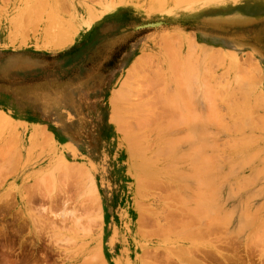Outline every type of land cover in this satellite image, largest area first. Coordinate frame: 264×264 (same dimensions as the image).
I'll list each match as a JSON object with an SVG mask.
<instances>
[{
	"label": "rangeland",
	"instance_id": "obj_1",
	"mask_svg": "<svg viewBox=\"0 0 264 264\" xmlns=\"http://www.w3.org/2000/svg\"><path fill=\"white\" fill-rule=\"evenodd\" d=\"M261 116L264 0H0V264H264Z\"/></svg>",
	"mask_w": 264,
	"mask_h": 264
},
{
	"label": "bare ground",
	"instance_id": "obj_2",
	"mask_svg": "<svg viewBox=\"0 0 264 264\" xmlns=\"http://www.w3.org/2000/svg\"><path fill=\"white\" fill-rule=\"evenodd\" d=\"M44 4H45V3H44ZM44 4H42V5H44ZM29 6H30V5H29ZM35 6H36V5H35ZM41 8H42V7H41ZM51 9H52V8H51ZM25 12H27V10H26ZM40 12H41V11H40ZM31 13H32V12H31ZM23 18H24V17H23ZM15 22H16V21H15ZM69 23H70V22H69ZM61 24H62V23H61ZM61 24H60V25H61ZM69 25H70V24H69ZM61 26H62V25H61ZM70 26H71V25H70ZM35 27H36V26H35ZM31 28H34V26L31 27ZM52 28H53V27H52ZM59 30H60V29H59ZM61 31H62V29H61ZM58 33H59V31H58ZM67 33H68V32H67ZM70 33H71V32H70ZM70 33H69V34H70ZM62 34H63V33H62ZM64 34H65V33H64ZM46 35H47V33H46ZM58 35H59V34H58ZM60 35H61V32H60ZM64 36H65V35H64ZM52 37H53V36H52ZM54 37H55V35H54ZM44 38H45V37H44ZM11 40H12V39H11ZM48 41H49V40H48ZM56 41H58V40H56ZM171 41H172V40H171ZM176 41H177V40H176ZM176 41H175V43H176ZM58 42H59V41H58ZM180 43H181V42H180ZM172 45H174V44H172ZM172 45H171V47H172ZM176 45H177V44H176ZM168 46H169V45H168ZM166 47H167V46H166ZM199 48H200V47H199ZM186 50H188V47L186 48ZM190 51H191V50H190ZM195 51H196V50H195ZM213 52L215 53L214 50H213ZM216 52H217V51H216ZM180 53H181V52H180ZM173 54H174V53H173ZM203 55H204V54H203ZM212 55H213V54H212ZM209 57H210V56H209ZM188 58H189V57H188ZM192 58H193V57H192ZM212 58H213V57H212ZM208 59H209V58H208ZM214 60H215V59H214ZM208 61H209V60H208ZM178 62H179V61H178ZM175 63H176V62H175ZM196 63H197V62H196ZM186 65H187V64H186ZM192 68H193V67H192ZM210 68H211V67H210ZM182 70H183V69H182ZM188 70H189V69H188ZM188 70H187V71H188ZM189 71H190V70H189ZM205 71H206V69H205ZM252 72H254V71H252ZM185 73H186V71H185ZM205 75H206V74H205ZM211 77H212V76H211ZM183 79H184V78H183ZM186 79H187V78H186ZM202 80H203V79H202ZM207 80H208V78H207ZM239 80H240V79H239ZM186 83H187V81H186ZM184 84H185V83H184ZM214 85H215V84H214ZM177 86H178V85H177ZM212 87H213V86H212ZM248 90H250V89H248ZM172 93H174V92H172ZM257 93H258V92H257ZM166 94H167V93H166ZM170 94H171V93H170ZM228 96H229V95H228ZM254 96H255V95H254ZM222 97H223V96H222ZM244 97H245V96H244ZM170 98H172V97H170ZM173 99H174V98H173ZM248 99H249V98H248ZM167 100H168V99H167ZM220 100H221V99H220ZM224 100H225V99H224ZM169 101H170V100H169ZM212 101H213V100H212ZM217 101H218V100H217ZM247 101H248V100H247ZM205 102H206V101H205ZM213 102H214V101H213ZM246 103H247V102H246ZM168 104H169V103H168ZM175 104H176V102H175ZM181 104H182V103H181ZM221 104H222V103H221ZM221 104H220V106H221ZM228 104H229V103H228ZM165 105L167 106L166 102H165ZM244 105H245V103H244ZM169 106H171V105H169ZM183 106H185V105H183ZM186 106H187V104H186ZM186 106H185V107H186ZM214 106H215V105H214ZM216 106H217V105H216ZM246 106H247V105H246ZM187 107H188V106H187ZM218 107H219V106H218ZM236 107H237V106H236ZM244 107H245V106H244ZM250 107H251V106H250ZM250 107H249V108H250ZM170 108H171V107H170ZM219 108H220V107H219ZM171 109H172V108H171ZM176 109H177V108H176ZM208 109H210V108H208ZM234 109H235V108H234ZM247 109H248V108H247ZM210 110H211V109H210ZM241 110H242V108H241ZM163 111H164V110H163ZM208 111H209V110H208ZM212 111H213V110H212ZM238 111H239V110H238ZM242 111H243V110H242ZM250 111H251V110H250ZM216 112H217V111H216ZM244 112H245V111H244ZM246 112H247V111H246ZM1 113H2V112H1ZM241 113H242V112H241ZM243 114H244V113H243ZM246 115H247V114H246ZM1 116H2V115H1ZM4 116H5V115H4ZM172 116H173V115H172ZM175 116H177V115H175ZM208 116H210V115H208ZM247 116H248V115H247ZM256 116H257V115H256ZM259 116H260V115H259ZM239 117H240V116H239ZM244 117H245V116H244ZM261 117H262V116H261ZM0 118H1V117H0ZM241 118H242V117H241ZM246 118H247V117H246ZM262 118H264V116H263ZM173 119H174V118H173ZM179 119H180V118H179ZM217 119H218V118H217ZM243 119H244V118H243ZM255 119H256V118H255ZM259 119H260V118H259ZM0 120H1V119H0ZM192 120H194V119L192 118ZM211 120H212V119H211ZM183 121H184V120H183ZM189 121H190V120H189ZM6 122H7V121H6ZM209 122H210V121H209ZM241 122H242V121H241ZM241 122H240V123H241ZM167 123H168V122H167ZM183 123H184V122H183ZM188 123H189V122H188ZM253 123H254V122H253ZM191 124H192V123H191ZM241 124H242V123H241ZM153 125H154V124H153ZM158 125H159V124H158ZM183 125H184V124H183ZM238 125H239V124H238ZM256 125H259V124H256ZM185 126H186V125H185ZM236 126H237V125H236ZM240 126H241V125H240ZM171 127H172V126H171ZM180 127H181V126H180ZM231 127H232V126H231ZM231 127H230V128H231ZM234 127H235V126H234ZM243 127H244V126H243ZM258 127H259V126H258ZM252 128H253V127H252ZM232 129H233V128H232ZM234 129H235V128H234ZM240 130H241V129H240ZM258 130H259V129H258ZM187 132H188V131H186L185 133H187ZM234 132H235V131H234ZM241 132H242V131H241ZM43 134H44V133H43ZM183 134H184V133H183ZM188 134H189V133H188ZM188 134H187V136H188ZM193 134H194V133H193ZM179 135H180V134H179ZM191 135H192V133H191ZM41 136H42V135H41ZM192 136H193V135H192ZM33 137H34V136H33ZM37 137H38V136H37ZM183 137H184V136H183ZM191 138H192V137H191ZM248 138H249V137H248ZM251 138H252V137H251ZM43 139H44V138H43ZM179 139H180V137H179ZM182 139H183V138H182ZM247 141H248V139H247ZM175 142H176V141H175ZM215 144H216V143H215ZM199 145H200V144H199ZM174 147H175V146H174ZM197 147H198V146H197ZM170 148H171V147H170ZM190 148H191V147H190ZM190 148H189V149H190ZM200 148H201V146H200ZM200 148H199V150L201 151ZM203 148H204V147H203ZM209 148H210V147H209ZM194 149H195V147H194ZM197 151H198V149H197ZM192 152H193V151H192ZM158 153H159V152H158ZM182 154H183V153H182ZM200 154H201V157H202L203 152H202V153H199V155H200ZM188 155H191L190 152H189ZM188 157H189V156H188ZM191 157H193V156H191ZM191 157H190V158H191ZM201 157H200V158H201ZM219 157H220V156H219ZM164 158H165V157H164ZM184 158H185V157H184ZM203 158H205V156H204ZM206 158H207V157H206ZM212 158H213V157H212ZM212 158H211V159H212ZM201 159H202V158H201ZM201 159H200V160H201ZM215 159H216V158H215ZM178 160H179V159H178ZM189 160H190V159H189ZM203 160H205V159H202L201 162L203 163V166H204V164H205V166H206L207 164H206L205 162H203ZM262 160H263V159H262ZM198 161H199V159H198ZM206 162H208V161H206ZM196 165H197V164H196ZM201 165H202V164H200V166H201ZM208 165H209V163H208ZM68 166H69V165H67V167H68ZM188 166H189V165H188ZM193 166L195 167V164H194ZM205 166H204V168H206ZM210 167H211V166H210ZM202 168H203V167H202ZM208 168H209V167H208ZM62 169H64V168H62ZM206 169H207V168H206ZM69 170H70V168H69ZM83 170H84V169H83ZM197 171H198V170H197ZM198 172H199V171H198ZM70 173H71V172H70ZM70 173H69V174H70ZM75 173H76V172H75ZM203 173H204V172H203ZM81 174H82V173H81ZM85 174H86V173H85ZM198 174H199V173H198ZM200 174H201V171H200ZM200 174H199V175H200ZM70 175H71V174H70ZM68 176H69V175H68ZM80 176H81V175H80ZM85 177H86V175H85ZM217 177H218V176H217ZM221 177H222V176H221ZM199 178H200V176H199ZM199 178H198V179H199ZM81 179H82V177H81ZM83 180H84V179H83ZM83 180H82V181H83ZM199 180H200V179H199ZM202 180H203V179H202ZM220 180H221V179H220ZM77 183H78V182H77ZM201 183H202V182H201ZM94 186H95V185H94ZM94 186H93V187H94ZM201 186H202V185H201ZM204 186H205V184H204ZM209 186H210V185H209ZM213 186H214V185H213ZM93 187H92V188H93ZM203 189H204V188H203ZM212 190H214V189L212 188ZM197 191H199V190L197 189ZM204 191H205V190H204ZM204 191L202 190V191H200V193H201V192H204ZM195 193H196V192H195ZM205 193H206V191H205ZM208 193H209V192H208ZM212 193H214V192H212ZM210 194H211V193H210ZM173 195H174V194H173ZM196 195L199 196V192H198V194H196ZM204 195H205V194L203 193V199H205V198H204ZM179 196H180V195H179ZM200 196H201V195H200ZM200 196H199V197H200ZM209 196H210V195H209ZM212 196H213V195H212ZM215 196H216V195H215ZM215 196H213V197L215 198ZM85 197H86V196H85ZM172 197H173V196H172ZM181 197H182V195H181ZM181 197H180V198H181ZM205 197H207V196H205ZM213 197H212V198H213ZM200 198H201V197H200ZM87 200H88V199H87ZM90 200H91V199H90ZM177 200H178V199H177ZM205 200H206V199H205ZM85 201H86V200H85ZM91 201H92V200H91ZM192 201H193V200H192ZM196 201H197V199H196ZM199 201H201V199H200ZM202 201H204V200H202ZM202 201H201V202H202ZM213 201H214V200H213ZM89 203H90V202H89ZM181 203H182V202H181ZM198 203H199V202H198ZM207 203H208V198H207V202H206V204H207ZM195 204H196V203H195ZM216 204H218V203H217V200H216ZM186 205H187V204H186ZM199 205H201V209H202V205H203V204H199ZM199 205L196 204L195 207H196V206H199ZM85 206H86V205H85ZM89 206H91V205L89 204ZM189 207H190V206H189ZM205 207H206V205H205ZM208 207H209V206H208ZM86 208H87V207H86ZM187 208H188V207H187ZM191 208H193V207H191ZM196 209H197V208H196ZM199 209H200V208H199ZM199 209H198V210H199ZM204 209H205V210H204ZM194 210H195V208H194ZM203 210H204V211H201V212H202V213L204 212L205 214H202V213H201V215H206V216H207V212H206V211H207L208 209L203 208ZM190 211H192V210H190ZM212 211L214 212V210H212ZM93 212H94V211H93ZM179 212H180V211H179ZM187 212H188V210H187ZM194 212H196V211H194ZM189 213H190V212H189ZM189 213H188V214H189ZM197 213H198V212H197ZM73 214H74V212H73ZM198 214H199V213H198ZM227 214H228V213H227ZM229 214H230V212H229ZM76 215H77V214H76ZM173 215H175V214L173 213ZM74 216H75V215H74ZM181 216H182V215H181ZM187 216H188V215H187ZM199 216H200V215H199ZM217 216H218V215H217ZM144 217H145V216H144ZM201 217H202V216H201ZM218 217H219V216H218ZM220 217H221V216H220ZM156 218H157V216H156ZM179 218H180V217H179ZM222 218H223V217H222ZM225 218H226V220H227V216L224 217V219H225ZM79 219H80V218H79ZM157 219H158V218H157ZM174 219H175V218H174ZM180 219H181V218H180ZM188 219H189V218H188ZM191 219H192V218H191ZM191 219H190V220H191ZM197 219L200 221L201 218L199 217V218H197ZM208 219H209V218H208ZM220 219H221V218H220ZM220 219H217V221H220ZM228 219H229V218H228ZM158 220H159V219H158ZM172 220H173V219H172ZM177 220L179 221V219H177ZM190 220H189V221H190ZM192 220H193V219H192ZM213 220H214V218H213ZM215 220H216V218H215ZM229 220H231V219H229ZM183 221H185V220L183 219ZM208 221H209V220H208ZM208 221H207V222H208ZM224 221H225V220H224ZM224 221H223V222H224ZM149 222H150V221H149ZM174 222H175V221H174ZM176 222H177V221H176ZM180 222H181V221H180ZM187 222H188V220H187ZM190 222H191V221H190ZM200 222H201V221H200ZM223 222H220V223H223ZM229 222H230V221H229ZM167 223H169V222H167ZM181 223H182V222H181ZM181 223H180V224H181ZM188 223H189V222H188ZM209 223H210V222H209ZM209 223H208L209 226H204V227H210V224H209ZM211 223H212V222H211ZM226 223H227V221H226ZM142 224H143V223H142ZM142 224H141V225H142ZM144 224H145V223H144ZM147 224H148V223H147ZM175 224H177V223H175ZM175 224H174V225H175ZM184 224H185V223H184ZM184 224H183V225H184ZM216 224H218V223H216ZM224 224H225V223H224ZM228 224H229V223H228ZM168 225L170 226V224H168ZM168 225H167V226H168ZM183 225H182V226H183ZM188 225L190 226L191 224H188ZM193 225H194V222H193ZM197 225H198V223L196 224V227H197ZM211 225H212V224H211ZM214 225H215V224H214ZM199 226H201L200 223H199ZM199 226H198V227H199ZM215 226H217V225H215ZM215 226H214V227H215ZM225 226H227V225H225ZM190 227L192 228V226H190ZM190 227H188V229H187L188 232H187V233H189V231H190ZM218 227H219V226H218ZM161 228H162V227H161ZM216 228H217V227H216ZM196 229H197V228H196ZM198 229H199V228H198ZM205 229H206V228H205ZM241 229H242V228H241ZM165 230H166V229H165ZM169 230H170V229H169ZM199 230H200V229H199ZM199 230H198V231H199ZM201 230H202V229H201ZM201 230H200V231H201ZM191 231H192V229H191ZM191 231H190V233H191ZM196 231H197V230H196ZM198 231H197L196 233H200V232H198ZM205 231H207V230H205ZM174 233H175V232H174ZM192 234H193V233H192ZM214 234H215V233H214ZM217 234H218V233H217ZM254 234H255V233H254ZM189 235H190V234H189ZM195 235H196V234H195ZM195 235H194V236H195ZM200 235H201V234H200ZM261 235H262V234H261ZM196 237H197V236H196ZM216 237H218V236H216ZM188 238H189V237H188ZM191 238H192V237H191ZM197 238H198V237H197ZM260 238H261V236H260ZM192 239H193V238H192ZM203 239H204V238H203ZM215 239H216V238H215ZM251 239H252V238H251ZM258 239H259V238H258ZM190 240H191V239H190ZM249 241H250V240H249ZM215 242H217V241H215ZM261 242H262V241H261ZM213 243H214V242H213ZM184 247H185V246H184ZM197 247H198V246H196V248H197ZM194 248H195V247H194ZM196 248H195V249H196ZM184 250H185V249H184ZM184 250H182V251H184ZM186 250H187V249H186ZM188 250H189V249H188ZM190 250H193V248H190ZM213 250H215V251H214V252H210V251H209L208 254H209L210 256H212L213 258H216L217 255H218V256H221L222 258L226 259L225 256H224V254H222L218 249L215 248V249H213ZM197 251H199V247L197 248ZM186 252H187V251H186ZM190 252H191V251H190ZM192 252H193V251H192ZM207 252H208V251H207ZM184 253H185V252H184ZM188 253H189V251H188ZM216 254H217V255H216ZM182 255H183V254H182ZM146 256H147V255H146ZM148 256H149V255H148ZM187 256H188V255H187ZM187 256H186V257H187ZM150 257H151V256H150ZM167 257H168V256H167ZM169 257H170V256H169ZM194 257H195V255H194V256L191 255V257H188V259L191 258L190 260H193L192 262H191L190 260H188V262H190V263H188V264H196V262L198 263V261H196V262L194 263V261L196 260V257H195V258H194ZM181 258H182V257H181ZM194 259H195V260H194ZM171 260H172V259H171ZM168 261H169V259H168ZM154 262H155V261H154ZM185 263H186V262H185ZM199 263H200V264H204V263H201L200 261H199ZM150 264H151V263H150ZM166 264H167V263H166ZM168 264H171V263L169 262Z\"/></svg>",
	"mask_w": 264,
	"mask_h": 264
}]
</instances>
